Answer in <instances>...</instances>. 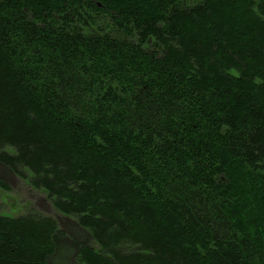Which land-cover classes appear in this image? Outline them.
<instances>
[{"label": "trees", "instance_id": "trees-1", "mask_svg": "<svg viewBox=\"0 0 264 264\" xmlns=\"http://www.w3.org/2000/svg\"><path fill=\"white\" fill-rule=\"evenodd\" d=\"M8 148L14 150L13 153ZM0 264H264V0L0 4Z\"/></svg>", "mask_w": 264, "mask_h": 264}, {"label": "rangeland", "instance_id": "rangeland-1", "mask_svg": "<svg viewBox=\"0 0 264 264\" xmlns=\"http://www.w3.org/2000/svg\"><path fill=\"white\" fill-rule=\"evenodd\" d=\"M11 153L14 152L8 148ZM32 174L25 171L24 176L10 174L7 183L8 190L0 188V216L17 218L32 214L49 216L63 223L66 219L53 207L49 195L43 190H36L31 185ZM72 239L65 243L55 264H74L75 245L79 244L80 238L72 228H68Z\"/></svg>", "mask_w": 264, "mask_h": 264}, {"label": "water", "instance_id": "water-1", "mask_svg": "<svg viewBox=\"0 0 264 264\" xmlns=\"http://www.w3.org/2000/svg\"><path fill=\"white\" fill-rule=\"evenodd\" d=\"M4 1H6V0H0V4H1L2 2H4Z\"/></svg>", "mask_w": 264, "mask_h": 264}]
</instances>
